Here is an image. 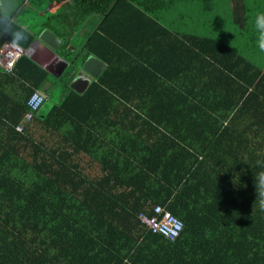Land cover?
<instances>
[{
	"label": "trees",
	"instance_id": "trees-1",
	"mask_svg": "<svg viewBox=\"0 0 264 264\" xmlns=\"http://www.w3.org/2000/svg\"><path fill=\"white\" fill-rule=\"evenodd\" d=\"M219 1L72 0L60 23L99 14L84 49L105 67L83 92L64 75L22 132L28 97L62 76L27 55L0 69V264H264V0L222 6L257 61L218 36ZM154 205L176 238L138 220Z\"/></svg>",
	"mask_w": 264,
	"mask_h": 264
},
{
	"label": "crops",
	"instance_id": "crops-1",
	"mask_svg": "<svg viewBox=\"0 0 264 264\" xmlns=\"http://www.w3.org/2000/svg\"><path fill=\"white\" fill-rule=\"evenodd\" d=\"M30 1L31 0H17L13 5L14 8L17 6L15 13L13 8L15 20H17V17L21 14L22 9L30 5ZM39 6L41 10L39 12L37 10L35 11V15L38 16L37 21L39 20L35 24L37 33L30 30L35 34L33 40L35 43L28 47L31 50L29 56L43 66L49 74L65 75L73 79V76L82 69L85 61L90 55L97 58L93 54L86 55L84 45L90 35L98 28L100 16L99 14L88 15L82 23L80 22V24L78 23L70 28L68 24L64 25L60 23L63 19L71 18L73 11L70 0L45 3V5ZM42 31L49 33L47 35L49 39L48 43L45 42L43 38L39 37V33ZM98 63L99 62L95 60H88L86 66L92 69L93 74L98 75L105 67H102ZM81 72L85 74V78L87 77L90 82L91 79L95 77V75H89L84 71ZM85 78H82L83 80L81 81H85ZM74 80L75 79H73V81ZM79 83L80 82L76 80L73 82V87L81 88L84 85V82L80 85ZM87 86L88 85H86V87Z\"/></svg>",
	"mask_w": 264,
	"mask_h": 264
},
{
	"label": "built area",
	"instance_id": "built-area-1",
	"mask_svg": "<svg viewBox=\"0 0 264 264\" xmlns=\"http://www.w3.org/2000/svg\"><path fill=\"white\" fill-rule=\"evenodd\" d=\"M15 47L16 45H12L11 41H5L0 45V69L6 73H11L16 62L26 54L27 50L24 47L21 49ZM45 99L46 96L41 91L31 93L26 101V111L15 124L16 131H23L24 125L31 121ZM137 218L152 233L169 240L176 238L183 227L182 220L161 205H154L151 214L138 213Z\"/></svg>",
	"mask_w": 264,
	"mask_h": 264
},
{
	"label": "rangeland",
	"instance_id": "rangeland-1",
	"mask_svg": "<svg viewBox=\"0 0 264 264\" xmlns=\"http://www.w3.org/2000/svg\"><path fill=\"white\" fill-rule=\"evenodd\" d=\"M224 1H226V0H222L221 6L217 5V7H219L221 9L220 11H222L221 12L222 14L220 15V17L225 20V22H218L216 24V26H217L216 28L219 29L218 30V32H219L218 36L223 38V39H225L227 42L234 44V46L237 47L240 51H242L247 57H253L252 60H254V61L259 60L261 58V56H259V53H256V56H254V52L251 51V46L250 45L246 46L247 45V43H246L247 41L245 39H243L241 35L240 36L237 35V34L235 35V33L232 31L233 27H232V24H230L231 23V18H232L231 12L230 11H226V9H224L222 7V6H224ZM36 3H38V1H36ZM70 3H71V6H72V0H70ZM30 5L27 8L25 7V8L22 9L21 14L17 17L16 21H18L23 26H25L28 29L33 30V31H35L37 33V29H36V25L35 24L39 20L37 21L38 16L35 15V11L37 10L39 12L41 10L40 6H39L41 4L37 5V4H35L33 2V0H31L30 1ZM169 15H170V12H169ZM83 19L81 20V23L83 22ZM228 21H230V22H228ZM231 28H232V30H231ZM39 36H41V33H39ZM243 45H244V47H243ZM78 73L79 72H76V74L73 76L74 77L73 79H75L77 77L76 75ZM48 78H49V81H51V87L48 89V91L40 89L48 97L44 101L42 106L40 107V109L42 111L41 113H46L47 109L53 103L59 102L65 96V94L67 93V91L69 89L67 85L63 84L64 83V77L63 76L61 77V79L58 78V77L55 78L53 76H49ZM66 79H70L69 83L71 85L72 81H73L72 77L65 78V80ZM83 165H84L85 171H87L89 173H92V170H94L93 169L94 165L91 162L87 161V157H85Z\"/></svg>",
	"mask_w": 264,
	"mask_h": 264
},
{
	"label": "clouds",
	"instance_id": "clouds-1",
	"mask_svg": "<svg viewBox=\"0 0 264 264\" xmlns=\"http://www.w3.org/2000/svg\"><path fill=\"white\" fill-rule=\"evenodd\" d=\"M13 8L14 6L11 8V10H5V8L0 7V35L10 36L12 45H16L15 48L21 49L22 46L28 41L29 33L26 29L15 25ZM256 27L260 33L259 47L261 51H264V14H260L256 17ZM47 98L48 97L46 95V99ZM258 183L264 185V176L258 178ZM261 207H264V200L261 201Z\"/></svg>",
	"mask_w": 264,
	"mask_h": 264
},
{
	"label": "water",
	"instance_id": "water-1",
	"mask_svg": "<svg viewBox=\"0 0 264 264\" xmlns=\"http://www.w3.org/2000/svg\"><path fill=\"white\" fill-rule=\"evenodd\" d=\"M17 2V0H0V7H3V8H5V10H10V8L15 4ZM10 7V8H9ZM49 33L48 32H46V31H42L41 32V36H39L40 38H43L44 39V41L45 42H47L48 43V41H49V39L47 38ZM34 43H35V41H33L30 45H34ZM31 50H30V48H28L27 49V51H26V54L25 55H27V56H29L30 55V52ZM88 60H95V61H98L99 63V65H101L102 67H104V63L103 62H101L100 60H98L97 58H95V57H93L92 55H90L88 58H87V60L85 61V63H84V66L82 67V71H86V73H88L89 75H95V76H97L96 74H93L92 72V69H90V68H88L87 66H86V63H87V61ZM54 75H58V74H54ZM85 74L84 73H81V71H79V73L76 75L77 77L75 78V80L74 81H72V84H71V86H72V88H74L75 90H77V91H79V92H83L84 90H85V87H86V85H88L89 84V82H90V80H88L87 79V77L85 78V76H84ZM81 78H85V81H84V85L81 87V88H75V87H73V82H75L76 80H79V79H81ZM47 85H49V84H47Z\"/></svg>",
	"mask_w": 264,
	"mask_h": 264
},
{
	"label": "flooded vegetation",
	"instance_id": "flooded-vegetation-1",
	"mask_svg": "<svg viewBox=\"0 0 264 264\" xmlns=\"http://www.w3.org/2000/svg\"><path fill=\"white\" fill-rule=\"evenodd\" d=\"M58 76L61 77L62 75H58ZM81 80H83V79L81 78V79L78 80L80 82L79 85L84 82V81H81Z\"/></svg>",
	"mask_w": 264,
	"mask_h": 264
}]
</instances>
